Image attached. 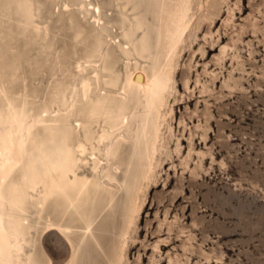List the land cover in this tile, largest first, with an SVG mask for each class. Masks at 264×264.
<instances>
[{
  "label": "rangeland",
  "instance_id": "obj_1",
  "mask_svg": "<svg viewBox=\"0 0 264 264\" xmlns=\"http://www.w3.org/2000/svg\"><path fill=\"white\" fill-rule=\"evenodd\" d=\"M80 1L98 0H69L67 17L56 13L54 2L0 0V83L8 79L9 86H18L22 64L39 65L43 71L26 82L32 138L2 189L5 228L16 251L12 264H40L44 259L65 264L69 258L65 240L56 232H41L46 209L59 214L67 208L64 193L76 191L74 203L86 194L88 202L80 211H87L104 193L114 195L115 215L124 206L123 190L99 185L94 160L79 165L68 121L70 116L83 120L81 141L88 144L98 118L107 123L118 120L129 108V101L94 98L98 87L89 71L107 35L121 40L108 44L98 59L105 88L114 85L111 74L121 55L134 56L135 64L145 66L154 51L146 38L151 17L146 13L144 20L146 4L140 0H118L117 5L99 0L104 23L96 29L82 19L89 7L85 5L84 14L75 12V2ZM202 3L208 17L206 0ZM211 13L214 24L210 28L209 18L200 20L195 40L178 60L175 90L163 109L164 116L170 110L173 114L160 134L155 174L137 201L124 264H264V0H228L217 16ZM208 27L212 37L206 35ZM60 40L66 45L57 49ZM123 41L129 47H123ZM223 46L227 50L220 55ZM57 51L61 62L81 58L91 94L86 99L77 96L70 113L55 115L62 87L56 85L44 96L39 83L42 87L50 77L48 67ZM16 91L7 93L14 109ZM130 149L125 144L111 150L110 161L121 169L119 180L130 164ZM84 170L92 175H84Z\"/></svg>",
  "mask_w": 264,
  "mask_h": 264
},
{
  "label": "bare ground",
  "instance_id": "obj_2",
  "mask_svg": "<svg viewBox=\"0 0 264 264\" xmlns=\"http://www.w3.org/2000/svg\"><path fill=\"white\" fill-rule=\"evenodd\" d=\"M44 1L54 2L56 13L62 12L64 17L70 13L72 5L69 0ZM140 1V4H146L145 12L142 15L144 20L146 21V13L151 17V22L146 21V38L149 41L148 48H152L154 51L151 52L148 63L145 66H140L134 63V56L121 55L120 65L116 72L111 74L115 79L114 85L111 88H105L102 83L106 76L102 74L98 59L102 57L108 44L121 40L120 36L107 35L106 44L97 47L99 57L92 61L93 67L89 71L98 87L94 98L108 96L120 99L124 103L129 101V103L131 102L129 108L119 113L118 120L107 123L100 122L101 118H98L93 139L88 144L81 141L83 120L70 116L68 121L74 135L79 165L82 166L84 163L94 160L97 163L99 185L107 187L111 191L123 190L124 206L121 214L115 215L117 206H114V195L104 193L95 197L92 202L90 201L91 206L87 211H80L81 207L88 202L86 194H82V197L77 199L78 203H74L77 193L71 191L64 193L66 197L63 205L67 208L62 209L59 214L54 211V208L46 209L43 212L41 232L44 234L56 232L65 240L69 248V258L65 264H124L126 239L137 216V201L143 194L150 178L155 174L160 134L166 123V118L173 114V111L170 110L164 116L163 109L175 90L178 60L186 45L192 44V39L195 40V34L201 28L200 20L212 16V10L216 12L217 16L221 4L228 3V0H206L207 10L210 12L206 17L202 13V0ZM76 3L74 5L75 12L84 14L83 9L86 5L89 9L85 11L87 16L82 19L85 18L86 21L93 22L96 29H101L104 17H101L103 15H101L99 0L94 4L84 1ZM113 3L117 5L118 0H113ZM229 13H231L230 10ZM229 18H231V14ZM209 19L211 28L214 22H212L213 18ZM210 28L208 27L206 35L212 37L213 32ZM36 29L40 31L39 27ZM46 31L47 28L44 27L43 32ZM61 42L58 43L57 49L66 45L64 41ZM122 45L129 47L125 41L122 42ZM226 50L227 46L221 47L220 55L224 54ZM210 51H213L212 48ZM191 58L190 60H193ZM19 61L23 62L22 58H19ZM50 64L48 67L51 70L50 77L42 87L39 83V91L46 96L52 87L61 86L62 103L54 107L53 114L70 113L74 108L77 96L83 99L90 97L91 88L83 76L86 67L81 58L61 62L59 51L55 53ZM48 69L45 71L47 72ZM41 72L43 71L39 70V65L34 68L31 64H22L17 73L21 79L18 86H9L8 79L1 80L0 83V264H12L16 253L12 246L11 234L5 228L2 189L10 173L20 165L21 153L26 151L28 142L32 138L30 132L32 125L28 124L30 111L26 109L25 101L27 98L26 82ZM183 83L184 88L188 89L187 80H184ZM196 84H198L197 80ZM14 89L17 90L15 99L17 109L13 108L14 100L7 94L8 91ZM43 108L42 103L40 109ZM34 114L36 117L37 112ZM125 144L131 148L130 164L124 179L119 180L118 173L121 169L118 162L110 161L111 150ZM177 148L178 146L176 151ZM15 154H18V159L14 158ZM161 164H158L157 167H160ZM107 168L111 172H106ZM83 173L86 176L92 175L89 170H84ZM92 192H87V194L91 195ZM113 233L115 236L110 238ZM49 261L44 259L40 264L47 262L49 264Z\"/></svg>",
  "mask_w": 264,
  "mask_h": 264
}]
</instances>
